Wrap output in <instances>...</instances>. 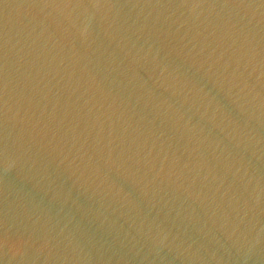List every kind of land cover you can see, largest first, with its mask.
I'll return each mask as SVG.
<instances>
[{
  "label": "water",
  "instance_id": "95a60500",
  "mask_svg": "<svg viewBox=\"0 0 264 264\" xmlns=\"http://www.w3.org/2000/svg\"><path fill=\"white\" fill-rule=\"evenodd\" d=\"M0 264H264V0H0Z\"/></svg>",
  "mask_w": 264,
  "mask_h": 264
}]
</instances>
